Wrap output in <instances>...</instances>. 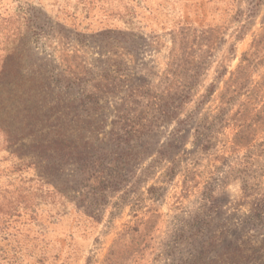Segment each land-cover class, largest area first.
Returning <instances> with one entry per match:
<instances>
[{
    "label": "rangeland",
    "instance_id": "rangeland-1",
    "mask_svg": "<svg viewBox=\"0 0 264 264\" xmlns=\"http://www.w3.org/2000/svg\"><path fill=\"white\" fill-rule=\"evenodd\" d=\"M0 264H264V0H0Z\"/></svg>",
    "mask_w": 264,
    "mask_h": 264
}]
</instances>
